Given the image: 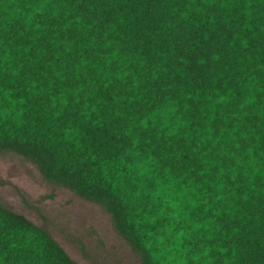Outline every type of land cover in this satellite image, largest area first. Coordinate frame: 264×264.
Wrapping results in <instances>:
<instances>
[{"label":"trees","instance_id":"16d2710c","mask_svg":"<svg viewBox=\"0 0 264 264\" xmlns=\"http://www.w3.org/2000/svg\"><path fill=\"white\" fill-rule=\"evenodd\" d=\"M1 152L142 264H264V0H0ZM0 264L77 263L0 204Z\"/></svg>","mask_w":264,"mask_h":264},{"label":"rangeland","instance_id":"374dc122","mask_svg":"<svg viewBox=\"0 0 264 264\" xmlns=\"http://www.w3.org/2000/svg\"><path fill=\"white\" fill-rule=\"evenodd\" d=\"M0 204L45 230L77 264H142L102 206L46 182L12 152L0 153Z\"/></svg>","mask_w":264,"mask_h":264}]
</instances>
